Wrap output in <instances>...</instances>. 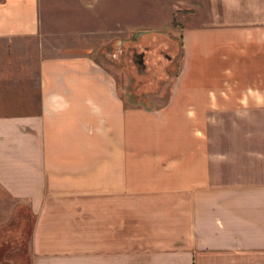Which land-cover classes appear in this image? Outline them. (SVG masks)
<instances>
[{
	"label": "crops",
	"instance_id": "1",
	"mask_svg": "<svg viewBox=\"0 0 264 264\" xmlns=\"http://www.w3.org/2000/svg\"><path fill=\"white\" fill-rule=\"evenodd\" d=\"M194 1L163 110L125 111L85 57L0 71V193L32 215L27 264H264V148L206 147L215 114L264 113V0ZM39 6L0 0V40L35 37Z\"/></svg>",
	"mask_w": 264,
	"mask_h": 264
},
{
	"label": "rangeland",
	"instance_id": "2",
	"mask_svg": "<svg viewBox=\"0 0 264 264\" xmlns=\"http://www.w3.org/2000/svg\"><path fill=\"white\" fill-rule=\"evenodd\" d=\"M196 8L194 0H40L38 34L0 40V71L16 77L2 80L23 83L22 74L13 71L36 69L40 59L85 57L110 83L125 111L163 110L180 81L183 33L196 26ZM11 110L0 104V113ZM215 115L219 123L209 126L206 147L264 148L260 109ZM169 116L178 121L180 109L169 107ZM179 128L168 124V132ZM148 132L142 122V137ZM32 223L27 205L10 203L0 193V264H27Z\"/></svg>",
	"mask_w": 264,
	"mask_h": 264
}]
</instances>
